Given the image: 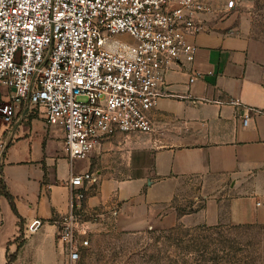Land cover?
<instances>
[{"label": "crops", "instance_id": "obj_1", "mask_svg": "<svg viewBox=\"0 0 264 264\" xmlns=\"http://www.w3.org/2000/svg\"><path fill=\"white\" fill-rule=\"evenodd\" d=\"M235 1V9L215 22L213 31L192 39L199 49L191 67L200 76L190 83L188 71L168 73V89L176 95L159 101L153 113L156 130L150 136L118 132L76 165L63 147L61 127L32 111L14 127L0 122V142L7 145L0 179L18 210L0 194V264L17 251L16 239L23 231L27 239L12 264H20L29 250L38 256L39 242L55 255V221L68 210L71 171L94 172L86 185L85 207L110 213L113 208L122 230L219 223L222 200L209 199L196 212L183 215L172 203L183 177L208 175L234 181L231 190L237 194L228 202V222L264 226V40L251 34L240 12L248 0ZM212 2L221 7L227 0ZM234 99L240 104L232 103ZM244 112L251 115L246 127ZM142 156L151 160L140 167ZM35 219L42 225L32 233L28 227ZM37 232L45 239L36 242L32 234ZM60 249L63 253L61 244Z\"/></svg>", "mask_w": 264, "mask_h": 264}, {"label": "built area", "instance_id": "obj_2", "mask_svg": "<svg viewBox=\"0 0 264 264\" xmlns=\"http://www.w3.org/2000/svg\"><path fill=\"white\" fill-rule=\"evenodd\" d=\"M236 7L227 0H0V122L14 127L28 111L63 129L69 160L88 158L118 132L152 133L159 101L176 94L167 75L188 71L199 46ZM232 103L239 105L234 99ZM259 112L257 109H252ZM251 119L242 114L243 126ZM0 142L1 155L6 148ZM93 171H71L68 210L55 221L64 264L90 246L85 207ZM42 225L35 219L28 227Z\"/></svg>", "mask_w": 264, "mask_h": 264}, {"label": "rangeland", "instance_id": "obj_3", "mask_svg": "<svg viewBox=\"0 0 264 264\" xmlns=\"http://www.w3.org/2000/svg\"><path fill=\"white\" fill-rule=\"evenodd\" d=\"M240 12L249 23L251 34L264 40V0H248ZM125 134L150 136L151 133ZM81 160L70 163L77 165ZM150 160V157L142 156L138 163L142 167ZM233 183V179L225 175L181 179L172 202L177 213L191 214L209 199L222 200V219L214 225L188 221L171 227L127 231L117 226L113 208L110 213L108 209L98 207L100 216L90 217L93 229L90 246L82 252L77 264H264V226L234 225L227 220L228 202L237 194L231 190ZM25 234L23 231L16 239L19 249L26 242ZM32 235L36 242L46 237L41 232ZM55 240V255L46 251V244L39 242L36 243L40 248L38 256L29 250L20 264H64L58 234Z\"/></svg>", "mask_w": 264, "mask_h": 264}, {"label": "trees", "instance_id": "obj_4", "mask_svg": "<svg viewBox=\"0 0 264 264\" xmlns=\"http://www.w3.org/2000/svg\"><path fill=\"white\" fill-rule=\"evenodd\" d=\"M0 194L6 196L9 199V201L12 205V208L14 209V211L16 213H18L16 203H15V197L10 193V191L8 190V187H7L6 183L3 181V179H0ZM21 221H23L22 218H21ZM18 252H19V248L13 254H8V263L7 264H12L16 260Z\"/></svg>", "mask_w": 264, "mask_h": 264}]
</instances>
